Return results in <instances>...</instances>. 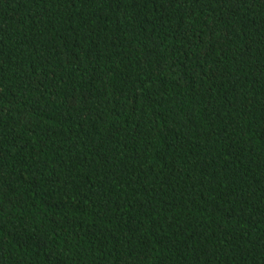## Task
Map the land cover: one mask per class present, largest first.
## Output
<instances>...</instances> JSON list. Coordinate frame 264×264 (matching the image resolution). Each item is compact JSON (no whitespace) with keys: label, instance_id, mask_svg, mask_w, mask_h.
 <instances>
[{"label":"trees","instance_id":"1","mask_svg":"<svg viewBox=\"0 0 264 264\" xmlns=\"http://www.w3.org/2000/svg\"><path fill=\"white\" fill-rule=\"evenodd\" d=\"M0 264H264V0H0Z\"/></svg>","mask_w":264,"mask_h":264},{"label":"snow or ice","instance_id":"2","mask_svg":"<svg viewBox=\"0 0 264 264\" xmlns=\"http://www.w3.org/2000/svg\"><path fill=\"white\" fill-rule=\"evenodd\" d=\"M206 54V53H205Z\"/></svg>","mask_w":264,"mask_h":264}]
</instances>
